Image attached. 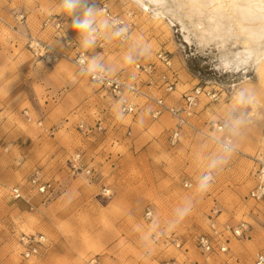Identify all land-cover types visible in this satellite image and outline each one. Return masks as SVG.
<instances>
[{
    "label": "rangeland",
    "instance_id": "1",
    "mask_svg": "<svg viewBox=\"0 0 264 264\" xmlns=\"http://www.w3.org/2000/svg\"><path fill=\"white\" fill-rule=\"evenodd\" d=\"M142 1L150 13L132 0H73L71 8L65 0H0V15L11 22L23 13L25 29L56 47L61 40L42 21L59 19L63 33L110 72L133 75L137 60L152 62L157 52H168L178 82L167 100L179 104L196 85L212 89L218 99L202 96L192 121L204 132L222 124L244 154L220 151L188 127L170 146L168 135L176 124L170 115L153 119L148 106L134 116L122 115L72 63L33 57L0 24V264H88L91 257L101 264H251L264 251V201L248 197L255 185L251 157L264 153V72L258 74L254 64L224 67L223 59L231 60L241 44L199 43L183 17L162 10L154 19L152 13L160 9ZM103 3L130 22L125 42L114 39L100 12ZM79 22L86 26L78 28ZM90 25L104 33V48L85 40ZM76 152L92 166V178L71 174ZM35 168L54 186L49 198L30 187ZM205 171L216 175L215 183L198 184ZM185 179L191 188H184ZM14 186L30 205L13 199ZM104 186L110 197L101 194ZM146 208L152 210L149 220ZM211 217L219 224L247 225L243 236H230L226 253L202 254L193 242L195 234L209 231ZM165 231L179 238L180 248L164 242ZM22 233L44 234L47 248L24 259L18 245Z\"/></svg>",
    "mask_w": 264,
    "mask_h": 264
},
{
    "label": "built area",
    "instance_id": "2",
    "mask_svg": "<svg viewBox=\"0 0 264 264\" xmlns=\"http://www.w3.org/2000/svg\"><path fill=\"white\" fill-rule=\"evenodd\" d=\"M100 12L108 19L109 25L113 30L114 39L119 43L125 42L130 30L128 19L112 13L105 3L100 6ZM127 17H131V13L127 14ZM26 20L27 18L23 13L14 14L11 22L0 15V24L13 31L23 41L33 57L42 58L47 63H56L60 60L72 63L92 83L111 97L122 115L134 116L143 111L145 109L144 106H148L146 112L153 119H157L163 114L170 115L176 121L175 127L168 135L170 146H175L179 143L182 127H188L209 138L220 151L244 154L236 147L222 124L213 123L212 131L204 132L196 127L192 121L202 96L209 101L218 99L217 93L212 89L196 85L181 95L179 104L167 100L168 96L175 92L178 82L177 75L172 68V59L168 52H157L155 60L152 62L137 60L133 65L135 70L133 75L125 74L124 72H110L101 64L94 63L88 49L82 47L77 39L63 33V24L59 19L47 17L42 21V26L53 30L52 36L61 40V47H56L32 35L25 29ZM85 40L88 44L100 49L104 48L107 43L104 33L96 25L89 26ZM23 114L28 122L33 120L28 110H23ZM36 124L40 126L42 122L36 121ZM251 160L254 164L255 185L248 192V197L257 202L264 201V153L251 157ZM16 163L19 164L20 162L17 161ZM69 170L74 176L83 175L92 178L94 175L92 166L83 161L81 152H76L72 155L69 162ZM28 181L33 192L43 198H49L54 192L52 182L45 179L39 168H35L30 173ZM215 182L216 175L211 171L203 172L198 180L199 185L213 184ZM183 186L184 188H191L193 183L185 179ZM10 192L13 199L23 200L29 204V200L19 187L10 188ZM101 194L110 197V188L104 186ZM144 215L147 220L151 219L152 210L146 208ZM208 225L209 231L207 233H199L193 236V242L202 254L226 253L230 236L241 237L247 229L245 222L238 223L235 226L228 223L219 224L214 217L209 219ZM162 238L164 242L171 244L175 248L181 247L179 238L173 233L165 231L162 234ZM47 242V237L42 233H22L18 237L20 255L24 259L37 256L42 249L47 248ZM87 263L101 264L97 257H91ZM162 264L175 263L172 260H166ZM251 264H264V251L258 252Z\"/></svg>",
    "mask_w": 264,
    "mask_h": 264
},
{
    "label": "bare ground",
    "instance_id": "3",
    "mask_svg": "<svg viewBox=\"0 0 264 264\" xmlns=\"http://www.w3.org/2000/svg\"><path fill=\"white\" fill-rule=\"evenodd\" d=\"M132 1L142 11L150 13V7L142 0ZM147 1L160 9L159 12L152 13L154 19H160L164 11L183 17L190 25L191 34L199 43L215 42L221 47L228 43L241 44L242 49L235 53L231 60L223 59L224 67L231 64L236 67L254 64L258 74L264 72V0ZM183 25L182 28L187 29ZM185 38L189 40L187 36Z\"/></svg>",
    "mask_w": 264,
    "mask_h": 264
},
{
    "label": "clouds",
    "instance_id": "4",
    "mask_svg": "<svg viewBox=\"0 0 264 264\" xmlns=\"http://www.w3.org/2000/svg\"><path fill=\"white\" fill-rule=\"evenodd\" d=\"M65 6L71 8L73 6V0H65ZM78 28L86 26V22H79L76 25Z\"/></svg>",
    "mask_w": 264,
    "mask_h": 264
}]
</instances>
